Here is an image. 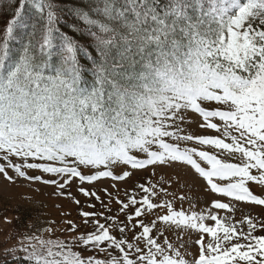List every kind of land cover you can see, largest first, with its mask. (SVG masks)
<instances>
[{"label":"snow or ice","instance_id":"snow-or-ice-1","mask_svg":"<svg viewBox=\"0 0 264 264\" xmlns=\"http://www.w3.org/2000/svg\"><path fill=\"white\" fill-rule=\"evenodd\" d=\"M5 7L11 18L0 34V175L6 180L53 185L63 196L77 179L127 181L135 171L155 176L186 165L212 193L264 206V196L247 186L264 185V0H71V6L13 0ZM30 10L32 30L18 36ZM194 116L219 135L188 133L184 126ZM136 188L140 198L117 200L124 219L104 216L106 227L91 219L103 213L81 211L91 231L67 220L70 240L25 235L5 261L264 264V234H255L264 232V222L246 217L239 222L247 224L244 231L211 210H175L162 185ZM80 192L100 201L96 192ZM211 208L235 210L220 200ZM173 227L200 234L195 253L165 235Z\"/></svg>","mask_w":264,"mask_h":264},{"label":"rangeland","instance_id":"rangeland-1","mask_svg":"<svg viewBox=\"0 0 264 264\" xmlns=\"http://www.w3.org/2000/svg\"><path fill=\"white\" fill-rule=\"evenodd\" d=\"M198 120L199 118L194 116L192 117V122L184 126L188 133L194 135H219L215 130L200 128L197 123ZM187 146L214 151L208 146H200L195 143H188ZM221 158L229 160L230 162H239V159H232L228 156H223ZM202 166H204L203 163ZM9 174L14 175L11 171H9ZM35 174L39 173L29 172V175ZM253 174L259 175L256 170H253ZM43 175L45 178H54L50 177L49 174ZM149 181L157 184V191H160L161 185L163 186L169 193L167 197L163 198L171 201L174 209L177 211L183 210L187 214L197 212L208 215L209 210H211L213 214H217L221 218H227L225 219V223H231L238 229H244V231L248 230L247 224H241L239 222L246 217H250L257 222H264V206L243 201H235L232 198L212 193L206 181L202 177H199L198 174H194V170L186 165H176L167 169H158L155 176L151 175V170L135 171L134 175L127 181L102 179L101 181L94 182L93 185H89L87 183L82 184L77 179L65 190V195L63 196L56 194L57 189L53 185H44L40 182H29L24 179H17L15 183H11L6 180L3 175H0V198L13 203L43 204L47 217L50 220L51 228L53 229V231L48 232L43 239H52L55 234L60 235L62 233L63 237L71 239L72 234L66 231L68 228L66 223L67 220H73L79 225L80 232H86L91 231L92 228L91 224L87 226L83 224V220L80 216L81 211L103 213V215L91 219H99L101 223H105L106 227L110 222H106L104 216H119L120 219H124L123 214L119 212L120 205L117 203V200L126 202L128 196L133 193L137 198H140L142 193L136 188V185L139 183H145L147 185ZM216 182L226 183L227 181L216 180ZM247 186L254 194L264 196V185H258L255 182L249 181ZM80 187L96 192L97 195L100 196V201L90 196H84L80 192ZM105 189L107 191H105ZM153 199L155 200L157 198L153 197ZM75 200H79L80 204L77 205L74 202ZM214 200L230 203L235 210L228 211L211 208V203ZM101 201L104 203L102 204ZM105 204L111 211L105 209ZM91 205H95V207H91ZM6 220L10 221V219L0 220V250H5L7 247L5 243L10 238L11 227ZM53 221L55 222L54 224L51 223ZM204 223L213 224L214 222L206 220ZM136 231L138 233L139 229H136ZM114 234L118 235V233L115 232ZM177 234L182 237V240L177 239ZM165 235L168 236L177 247H179L181 243H184L185 248H188L192 253H195L198 249L194 241L199 239L200 234L195 230L182 231L173 227L172 231L166 232ZM209 240L210 237L206 236L205 242L207 243ZM185 248L180 249L182 253ZM186 258L190 259V257Z\"/></svg>","mask_w":264,"mask_h":264},{"label":"trees","instance_id":"trees-1","mask_svg":"<svg viewBox=\"0 0 264 264\" xmlns=\"http://www.w3.org/2000/svg\"><path fill=\"white\" fill-rule=\"evenodd\" d=\"M13 0H0V34L6 27V22L11 18L10 12L6 10V5ZM60 3L65 6H71V0H60ZM26 18L28 20V26L26 28L18 29L17 35L26 36L31 29L32 23L35 22V13L34 10H30L26 13ZM61 29L65 32L72 34L68 27L65 24L61 23ZM14 50L19 51L18 43H13ZM10 219L9 225L11 227L10 238L7 240L5 250H0V264H17L16 261L12 259L11 256H8L7 261H5L6 251L10 249H19L20 241L24 239L25 235L31 236L35 234L36 236L41 237L42 239L48 232H44V227H52L50 220L47 217V213L43 204L40 203H13L8 202L0 198V220ZM40 229L39 231L37 229ZM257 235L264 234L259 229L255 233ZM53 240H70L69 238L63 237V233L52 237ZM33 243H37L33 241ZM37 247L39 244L37 243ZM87 254H92L91 252ZM115 255V253H113ZM17 257L24 256L25 254L22 251H17L15 253ZM99 258H106L104 253H99ZM259 259V257H258ZM19 264H23V261H20Z\"/></svg>","mask_w":264,"mask_h":264}]
</instances>
